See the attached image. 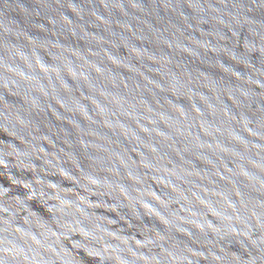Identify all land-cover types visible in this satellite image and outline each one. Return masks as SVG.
I'll return each mask as SVG.
<instances>
[{"label":"water","instance_id":"1","mask_svg":"<svg viewBox=\"0 0 264 264\" xmlns=\"http://www.w3.org/2000/svg\"><path fill=\"white\" fill-rule=\"evenodd\" d=\"M0 264H264V0H0Z\"/></svg>","mask_w":264,"mask_h":264}]
</instances>
